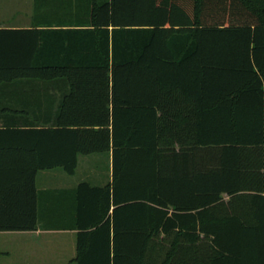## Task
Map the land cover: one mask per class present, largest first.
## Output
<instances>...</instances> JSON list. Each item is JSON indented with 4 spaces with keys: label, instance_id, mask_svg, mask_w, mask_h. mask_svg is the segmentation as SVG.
<instances>
[{
    "label": "trees",
    "instance_id": "obj_1",
    "mask_svg": "<svg viewBox=\"0 0 264 264\" xmlns=\"http://www.w3.org/2000/svg\"><path fill=\"white\" fill-rule=\"evenodd\" d=\"M43 3L0 28V84L59 92L0 129V231L75 230L71 264H264V0ZM91 154L109 182L38 190Z\"/></svg>",
    "mask_w": 264,
    "mask_h": 264
},
{
    "label": "crops",
    "instance_id": "obj_2",
    "mask_svg": "<svg viewBox=\"0 0 264 264\" xmlns=\"http://www.w3.org/2000/svg\"><path fill=\"white\" fill-rule=\"evenodd\" d=\"M44 1L0 0V28H31L47 24L43 22L49 21L50 17L39 9ZM54 83L53 80L40 78H16L0 84V129L34 126L33 124H38L35 118L55 115V103L52 106L51 96H57L59 92L53 86ZM55 173L57 174L46 176L50 187L37 186L38 190L58 191L72 188L82 180L94 185H103L111 180L110 156L100 154L79 156L73 174L78 173L77 179L69 178L73 175L68 177L61 172ZM246 193L253 194L252 191ZM227 198L224 196V200ZM230 210L231 208L228 211ZM60 234H69L76 241L75 230L43 229L41 222L35 230L0 231V247L3 246L0 248V259H4V264H36L41 250L39 246L41 237L49 238ZM75 253L67 264H71Z\"/></svg>",
    "mask_w": 264,
    "mask_h": 264
},
{
    "label": "rangeland",
    "instance_id": "obj_3",
    "mask_svg": "<svg viewBox=\"0 0 264 264\" xmlns=\"http://www.w3.org/2000/svg\"><path fill=\"white\" fill-rule=\"evenodd\" d=\"M61 172L69 177L65 172L60 168L41 171L38 173L36 183L39 188L50 187V182L46 176H53ZM78 173L70 176L69 178L77 179ZM41 250L39 259L36 264H67L71 257L75 253V240L69 234H60L52 237H41L40 244ZM1 245V249H2ZM5 261L3 258L0 259V264H4Z\"/></svg>",
    "mask_w": 264,
    "mask_h": 264
}]
</instances>
